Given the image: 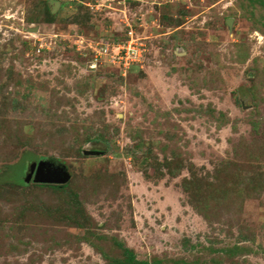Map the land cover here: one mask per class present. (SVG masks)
<instances>
[{
	"label": "rangeland",
	"instance_id": "obj_1",
	"mask_svg": "<svg viewBox=\"0 0 264 264\" xmlns=\"http://www.w3.org/2000/svg\"><path fill=\"white\" fill-rule=\"evenodd\" d=\"M0 264H264V0H0Z\"/></svg>",
	"mask_w": 264,
	"mask_h": 264
},
{
	"label": "built area",
	"instance_id": "obj_2",
	"mask_svg": "<svg viewBox=\"0 0 264 264\" xmlns=\"http://www.w3.org/2000/svg\"><path fill=\"white\" fill-rule=\"evenodd\" d=\"M144 51L145 47L137 40L132 30L127 31L124 42L112 45L109 50L107 48L105 50L111 62L122 68L138 63Z\"/></svg>",
	"mask_w": 264,
	"mask_h": 264
},
{
	"label": "water",
	"instance_id": "obj_3",
	"mask_svg": "<svg viewBox=\"0 0 264 264\" xmlns=\"http://www.w3.org/2000/svg\"><path fill=\"white\" fill-rule=\"evenodd\" d=\"M31 179L38 184L63 185L69 181L70 176L62 167L41 161L29 164L25 182L28 183Z\"/></svg>",
	"mask_w": 264,
	"mask_h": 264
},
{
	"label": "trees",
	"instance_id": "obj_4",
	"mask_svg": "<svg viewBox=\"0 0 264 264\" xmlns=\"http://www.w3.org/2000/svg\"><path fill=\"white\" fill-rule=\"evenodd\" d=\"M44 184H42L41 186H43ZM46 186H49L53 189H56V190H63L67 184H63V185H46ZM130 260V258H128ZM133 259V257H131V260Z\"/></svg>",
	"mask_w": 264,
	"mask_h": 264
}]
</instances>
